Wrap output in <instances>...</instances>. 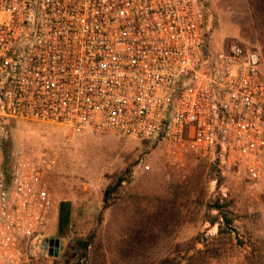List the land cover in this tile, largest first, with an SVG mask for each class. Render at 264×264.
I'll use <instances>...</instances> for the list:
<instances>
[{"label":"built area","instance_id":"2783aa9c","mask_svg":"<svg viewBox=\"0 0 264 264\" xmlns=\"http://www.w3.org/2000/svg\"><path fill=\"white\" fill-rule=\"evenodd\" d=\"M206 34L203 0H0V264L34 255L57 214L53 148L7 164L21 125L158 139L264 182L262 56L238 40L206 56Z\"/></svg>","mask_w":264,"mask_h":264},{"label":"rangeland","instance_id":"374dc122","mask_svg":"<svg viewBox=\"0 0 264 264\" xmlns=\"http://www.w3.org/2000/svg\"><path fill=\"white\" fill-rule=\"evenodd\" d=\"M204 4L209 52L238 40L259 51L264 72V0ZM11 144L48 145L57 155L49 177L57 214L47 238H60V251L39 244L23 264H264V182L241 169L223 172L194 152L176 161L158 139L66 134L40 123L21 125ZM63 201L71 203L67 227Z\"/></svg>","mask_w":264,"mask_h":264},{"label":"trees","instance_id":"16d2710c","mask_svg":"<svg viewBox=\"0 0 264 264\" xmlns=\"http://www.w3.org/2000/svg\"><path fill=\"white\" fill-rule=\"evenodd\" d=\"M205 13H206V10H205ZM206 18H207V14H206ZM209 38H210V34H209V32H207L206 37H205V44H204V52H205L206 56L209 55V53H210L209 52V40H210ZM5 151H6V154H7V164H9L10 163V156L12 155V153L14 151V149L12 147V144H11V140L6 144ZM7 169H10L9 165H8ZM8 175L10 177V173ZM122 181H123V178L120 177L118 179L117 183L121 184ZM111 193H112V187H109L105 191L104 205L109 204ZM225 217L226 216H224V218ZM70 219H71V203L69 201H63L61 203V207H60V225H61V227H67L69 225V223H70ZM223 226H224V222L220 221L219 222V233H222ZM88 243L89 242H87V245H88ZM85 249H86V247H85Z\"/></svg>","mask_w":264,"mask_h":264},{"label":"water","instance_id":"95a60500","mask_svg":"<svg viewBox=\"0 0 264 264\" xmlns=\"http://www.w3.org/2000/svg\"><path fill=\"white\" fill-rule=\"evenodd\" d=\"M60 243H61L60 238H56V239L47 238L43 244V248L48 249L51 255L53 254L58 255L60 251Z\"/></svg>","mask_w":264,"mask_h":264}]
</instances>
